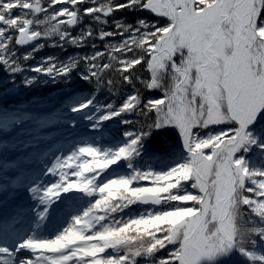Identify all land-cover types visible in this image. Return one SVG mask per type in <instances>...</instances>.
Masks as SVG:
<instances>
[{
    "label": "snow or ice",
    "instance_id": "1",
    "mask_svg": "<svg viewBox=\"0 0 264 264\" xmlns=\"http://www.w3.org/2000/svg\"><path fill=\"white\" fill-rule=\"evenodd\" d=\"M0 70L90 130L0 176V264H264V0H0Z\"/></svg>",
    "mask_w": 264,
    "mask_h": 264
},
{
    "label": "trees",
    "instance_id": "2",
    "mask_svg": "<svg viewBox=\"0 0 264 264\" xmlns=\"http://www.w3.org/2000/svg\"><path fill=\"white\" fill-rule=\"evenodd\" d=\"M143 15L148 16L149 19L152 18L147 13ZM72 52L73 49L71 48H68L67 53H63L58 48L46 47L36 53L35 60L27 63L35 64L39 59L47 55L63 57ZM6 79L5 73H0V80L2 81L0 85V113L5 110H23L33 113V116L19 126L12 125L6 131L0 129V176L11 177L20 169L39 175L42 168L46 165V161L52 156L66 152L71 144L82 136L89 138L90 130H86L84 121L79 118L75 128L69 127L63 117L58 122L49 124L47 127H41L37 123L38 119H43L46 122L50 121L55 115V110L61 103L59 86L48 83L43 86H34L31 89L24 87L17 89L13 88L11 84L4 83ZM15 79L19 82L21 77L18 75ZM7 89L8 93H15V96L6 98L4 95ZM116 127L115 123L108 124L103 135L106 138L111 137L112 130ZM169 142L171 143V141ZM25 158L27 159L25 160ZM251 158L254 160L259 159L255 154ZM5 162H9L10 165L11 162H15V166L5 169ZM140 210L142 209H135V211ZM233 264H247V261L235 253Z\"/></svg>",
    "mask_w": 264,
    "mask_h": 264
},
{
    "label": "rangeland",
    "instance_id": "3",
    "mask_svg": "<svg viewBox=\"0 0 264 264\" xmlns=\"http://www.w3.org/2000/svg\"><path fill=\"white\" fill-rule=\"evenodd\" d=\"M3 71L2 70H0V73H2ZM1 83H2V81L0 80V85H1ZM9 91H8V89H7V91H6V93H5V97L6 98H12L13 96H15V93H8ZM4 131H6V130H4ZM60 154V153H59ZM258 157V156H257ZM54 158V156H52L50 159H48L47 161H46V165L47 164H49V162L52 160ZM254 160V159H253ZM257 164H259L260 163V158L259 159H256V160H254ZM45 165V166H46ZM45 166H44V168H45ZM44 168H42V170L40 171V173L43 171V169ZM40 173H39V175H40ZM45 179H50V178H48V177H45ZM16 191V193H17V201L16 202H23V203H27L29 200H30V197L28 196V194L26 193V191L25 190H23V189H16L15 190ZM11 209V204H9L8 205V207L7 208H4V209H0V211H9ZM57 223H58V220L54 217L50 222H49V224L47 225V228L48 229H51V228H53V227H55L56 225H57ZM223 261V260H222ZM221 261V262H222ZM221 264H225V262L224 263H221Z\"/></svg>",
    "mask_w": 264,
    "mask_h": 264
},
{
    "label": "water",
    "instance_id": "4",
    "mask_svg": "<svg viewBox=\"0 0 264 264\" xmlns=\"http://www.w3.org/2000/svg\"><path fill=\"white\" fill-rule=\"evenodd\" d=\"M234 256H235V253L230 258H228L226 262L225 260H223L221 263L225 262V264H233Z\"/></svg>",
    "mask_w": 264,
    "mask_h": 264
}]
</instances>
